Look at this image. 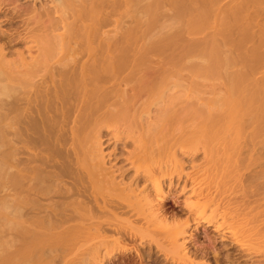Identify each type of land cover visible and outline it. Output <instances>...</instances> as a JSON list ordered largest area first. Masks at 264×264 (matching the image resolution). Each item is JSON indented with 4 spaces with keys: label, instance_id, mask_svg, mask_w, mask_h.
I'll use <instances>...</instances> for the list:
<instances>
[{
    "label": "rangeland",
    "instance_id": "374dc122",
    "mask_svg": "<svg viewBox=\"0 0 264 264\" xmlns=\"http://www.w3.org/2000/svg\"><path fill=\"white\" fill-rule=\"evenodd\" d=\"M16 1L24 5L23 7L25 9H31L29 6L31 7L36 6L38 10L39 8L40 9L42 8L41 12L44 11V13H46L45 10L47 11L50 10V11L55 12L53 13V17H54V20L56 21L55 23L57 27L56 28L57 30L55 33L62 34L63 38H65L64 39L65 46H62L63 44L56 45L57 47L55 46L56 48L55 47L54 48L57 50L52 48L51 49L52 52L50 50V53H48V55H50V57L51 56L53 57L52 62H55V61L57 62L58 59H61L63 62H67L68 65L70 64L69 65L71 66L70 71L73 72V73L72 72L70 73L75 74V75H77L76 73L80 71V68H79L80 65L84 63L85 69L88 68L86 69L88 70L87 71L88 75L91 72L89 77L87 76L88 78L90 77L91 78L88 80L86 77L85 79V82H87V84L86 83L85 84L89 86V87L87 86L88 93L91 94L88 96H94L95 94H99L98 88H100L101 91L102 89L106 91L107 90L110 91V89L113 90L116 88L114 91L116 92V90H118V92H116L117 94L116 96L114 95L113 98H116L115 102L118 103L119 101H117V98H118L117 95L119 93L120 88L121 90L127 88L128 90L127 89L126 90L130 92L131 91L129 90L130 85H131V88L135 86L136 87L135 89H139L145 86L143 85V83L144 84L146 83V87L150 88V86H154V89L155 88L158 90L161 89V91L165 93V97L168 94L166 98L167 99L170 98V100H172V101H169L170 104L173 102L172 104L176 107L175 109L178 108L177 110L175 109L173 110L174 106L173 105L170 106V104L167 107V110L170 113L168 114L171 115L172 117L171 118L169 116V119L171 118V120H169V125L173 128V132L171 133H174V130L178 132V130L176 129L180 125L182 126V127L180 126V128L184 129V130L183 129L181 130L182 134L186 132L185 135H188L186 136V138H183V139H187V137L192 136L193 134L190 135V133H192L191 131H193V133L194 132L196 133L192 137L194 141L191 138H188L187 140H184V143H182V144H185V143L187 144V145L185 144L184 147L186 146L189 147L185 149H190L191 147H192L191 150L197 149V153L194 154V159L192 160L193 164H192V161L189 159V157L187 155H184L185 164H184L183 170L185 171L181 172L182 173L181 175L177 174L178 172H173L174 174L171 180L172 181L171 183L173 184V188L172 190H170V192L168 193L166 197V200L164 201V213L168 217L169 221H171V219L172 221L173 219L174 221L178 220L177 222H179L180 219L181 221H183L182 219H184L185 216H187V214L193 218L194 213L189 214L187 210L183 207V203L186 200V198H187V201L196 200L197 198L200 200H203V198L202 197L200 198L199 194L196 193L199 191L202 192L203 189L204 191L206 190L207 192H208V189H210V191L212 190L211 193L208 194V196L212 195V196L217 197L218 195L219 197L220 195L219 193L216 194L215 188H217L216 184H218L219 182H221L220 184H222V181L218 182L217 179L220 180L221 178V180H223L224 183L227 181V179L228 181L232 180L231 182L227 181V184H226L227 189L224 188L225 184H223L224 189L222 188V190L226 189L225 197L227 196L229 197L230 202H232L231 206L232 208L234 207L235 211L232 210L231 207L227 208V210L230 212V215H227L229 214L227 213L226 216L222 218V216H220L217 212H214L213 210L214 204H212L211 207L204 209V212L200 213L199 220H198L199 224L197 223L198 225H196L194 223H191L190 226L187 227L186 229V235H183L178 238L179 241L181 240L182 242L186 243V247L188 248V251L190 252V256L192 260H187L186 258H181L176 261L166 260L164 256L156 249V246L148 240V238L143 239L142 242L139 239L138 240L133 239L132 241H129L130 239L128 238L125 239L126 242H124L125 244L123 245L130 244L132 246L133 245L136 246V248H138V251H140L139 252L140 254L137 253L135 250H130L126 253H123V255H117V253H113L114 257L111 256L112 259L109 257H103V255L105 254L104 252H106V250H104L102 246L100 247L98 238L95 239V237L90 236V234H93L92 233L93 230L89 231L88 229H86L83 231L81 230L80 226H77V228L80 230H77L76 232H73L69 235L73 239L76 238L77 236L78 237L76 239L80 237L81 239H78L79 241H82L83 239L81 235L84 234L83 237L86 235L84 238L86 239V241L88 240V242L85 244V247L83 244H82L83 245L82 247L80 246L75 247L74 241H73V244L69 241L70 239L69 236H68L69 239L66 238V243L64 242L62 243V245L59 243L52 244L51 246L52 248L50 247L52 251L50 250L49 253L46 252L47 254H49L48 256L51 257V261H50L51 264H58V263L59 264H81L82 260H83L82 264H85L84 259H86L85 261L86 264H93V263L96 264V261L98 260L97 258L103 259L102 264H204V263L206 264H264L263 262L264 261V238H263L264 237V121H263L264 120V114H263L264 110H262L264 109V101H263L264 100V0H71V1L70 0H55V2L53 1V3L51 0H25V1L16 0ZM54 6L56 7V11H55ZM0 17H3V15H0ZM2 19L3 18H0V31H1L0 37L1 38L5 37L3 33L6 35L10 34V32L7 31L6 29V28H9L10 26L6 22L3 23ZM46 32L48 33V31L44 30L42 32L44 35H39L42 37L41 38L42 40L45 39L44 37H46L47 35ZM63 34H65L66 36ZM8 37H12L14 40L11 38L12 41L10 40L9 42L10 38L8 39ZM14 37L18 38L15 35L6 36L4 38L6 40H4L3 38L2 39L0 38L1 40L0 45H2L3 43V46H4L3 49H6L5 54H6V58L8 57L7 59H10V58L12 59L13 56L15 57L16 54L18 55L19 50H22L23 53H26L25 55L34 54L36 56L40 54L39 52H41L40 50L41 47L45 45V43L43 44V41L40 39V37H38L40 42L43 45L40 42H38L39 41L38 40L37 41L38 44L37 42H35L34 45L32 44V48L30 51L31 53H30L26 48L29 42L21 41L20 43H17V42L15 43ZM7 39H8V42H7ZM5 41L7 42L6 44H5ZM39 43L41 46L39 45ZM161 49L162 50L164 49V50L162 51ZM154 55L156 56L154 57ZM76 63L78 64L74 66ZM98 63L102 67L97 65ZM98 68L101 69L102 71L99 70ZM209 69L211 72L209 71ZM216 69H217V72H216ZM93 70L94 72H96L95 70H97L98 72L97 75L93 72ZM145 72H146L145 75L147 76L143 74ZM141 73L142 75L145 76V78H143ZM165 73H168V74L165 75ZM180 75L182 77H180ZM94 76H97V77H94ZM140 76H141V80H144L143 83L140 80ZM5 80L6 79L4 80L0 79V83L1 84L5 83L6 82ZM125 81H126V85H124ZM140 82L142 83V86L138 88V86L141 85L139 84ZM159 82L161 84V87H159L160 86ZM226 83H227V87H226ZM180 85L181 87H179ZM125 86H128V87H125ZM146 90L144 92H147ZM193 91L196 93H193ZM115 92L114 93L112 92V93L115 94ZM160 93H157V94H160ZM2 95L3 93H0V103H1L0 104V264H7L8 263L7 262V251H6L8 250V246H6L8 245L7 238L9 237V235H11L9 239L10 238L13 239L16 235L15 237L16 241H14V239L13 241L16 244L14 245L18 247L19 245L17 244L20 242L19 240L22 239V234H21L22 231L20 230L16 231L17 230L16 228L15 233H13L14 231L12 232L10 231L11 233H13V235L15 234L14 237L12 236L10 232L8 234V230L10 229L8 225V217H6L8 216L6 215L8 213L6 211H8L7 202L9 198V194H7V192L10 193L9 191L11 189L8 183V175H9L8 163H9V151H10L9 146H8V142L10 138L8 139V137L10 136L8 135L7 131H5L8 126L7 124L8 118L4 117V114H2V112L4 111H1V110H5L4 108L7 107V105L3 107L4 106L3 102L6 100L5 99L6 97L5 95L2 97ZM146 95L144 97L148 98V96ZM156 95L155 93L154 95L152 94V96L149 95L150 98L155 97L154 100L153 98L152 99L148 98L149 100L148 103H150V100H153V103L154 101L157 102V104L155 102L157 106L154 105L153 103L150 104L151 112L153 109L155 110V108H158L155 111L153 110L154 115L156 111L159 110L160 108L159 104H161L160 101L159 102L157 101L160 95L159 96L157 95L158 96L157 98H156ZM259 99L261 100L259 101ZM174 100L176 102H174ZM184 100L185 102L183 103ZM177 103H179L182 107L179 104L177 105ZM76 104L78 105V102L75 103V107H76ZM187 105L188 107L190 106L191 108L190 107L188 108ZM169 109L170 111L171 110L173 111V112L171 111L172 114L169 111ZM181 111L185 113L182 114ZM94 121L97 122V120H93L86 126L88 128H85L86 131L84 130L83 135H88V136L93 135L94 127H95ZM110 122L112 121H109L106 123V127L105 126L103 127L101 126L102 128L100 127V134H101V140H102L101 141L102 151L105 154H107V156L111 152V155L108 158V161L109 159L111 160L110 163L114 162L115 165L122 167V169L123 167L129 168V166H131L130 165L131 162H128L126 157H128L127 150L131 149L130 146H128V144L122 141L120 142V141L114 140V137H113V134H114L113 129H116L117 131L120 129L119 131H122L124 127L123 129H121L122 127L121 122H120L121 123L120 128L119 126H117L118 125L117 122H112V123ZM180 122L183 124H181ZM71 124L72 123L68 125H71ZM111 125L113 126V128ZM116 126L118 127V129L116 128ZM170 126L169 128H171ZM125 133L123 135H125ZM127 133H126L127 135H132V132H127ZM199 135L200 137H198ZM203 136H206L205 139L202 138ZM212 137H213V140L211 142ZM199 138H202L203 140L202 139L198 140ZM214 138H215V141H214ZM188 140L190 142L192 141L193 143L189 144L190 142H188ZM197 141L199 142L204 141V143L197 144ZM206 141H207V144H206ZM230 143H232L234 146L232 144L230 145ZM14 144H15L14 147L16 146L17 148L12 149V151L16 149V151L13 152V156L15 157V159L18 157L22 159L24 158L25 159L23 160L24 165H25V161L27 164L26 158L28 157L27 154H29V149L33 147L32 144L31 143L27 144V142L20 144V143H17L16 141ZM22 144L23 146H21ZM125 144L126 146H124ZM220 144L222 145V149H221ZM176 146L178 148V145ZM203 146L207 147L206 151L209 148L212 149V150L211 149L208 150V152L213 151V148L214 150H216L213 152L218 151V154L219 152L220 153L222 152L220 155L223 154V151L226 150V148L227 149L229 148L226 151H229L234 148V153L238 152L237 154L239 155L236 156L232 152L233 155L231 154V156H234L233 157L234 159L232 157L231 158L233 161L236 159V160H239V162H241L242 165H239L238 168L240 169L243 168L242 169L243 176H241V178L240 176H237L238 178L235 179L236 174L234 173L236 172L235 171L234 173L232 172L234 168L231 171H229L231 168H229V170H225L224 166H227L230 164V163L228 164V161H230L229 156H228L229 160L228 158H226L227 159L226 163H224L225 158L222 160L219 157L220 160H222V164L221 162L218 163V164H221L222 166L224 165L223 166L224 169L223 168H219V169L221 170L220 172L225 171L224 177L227 174L228 178L225 177L224 179L221 176L216 178V176H218L216 174H220V173H215L213 171L214 167L213 169L211 168L212 166L210 167L211 164L208 165L210 167V170L208 168L209 172L208 173L206 172V174H204L205 168L208 167L206 166L207 165L206 163L208 162V160H211V158L213 159V157L211 156L212 155V152H211L210 157H209L210 159L208 158L204 159L205 158L203 155L204 152L202 151ZM22 149H25V151ZM30 150L32 152V150H34V147ZM177 151H180V150L177 149ZM179 154H181V152L178 153V155ZM217 159H215L214 161L216 162ZM203 160H204V163H203ZM206 160L207 162L205 163ZM196 162H197V165H196ZM214 164L215 163L213 162V165ZM194 165L198 166L200 170L198 169V167L195 166L194 168L195 171H194L193 170ZM221 165H215V166L217 167ZM232 167L234 166L232 165ZM238 168L236 167L237 172H238L237 175L241 174ZM191 169L194 172L196 171L198 172L195 174L196 178L195 179L193 178L195 180L194 182L192 178L187 177V175L194 176V172L191 171ZM226 169H228V166ZM168 172H170V170ZM209 173H211V175ZM131 174L132 175L134 174L133 169L126 170L125 179H129L132 176ZM207 174H209L210 176ZM221 175L223 176V172L221 173ZM205 176H207L208 178ZM211 178L213 179L211 180ZM65 179L66 178H64V180ZM50 180H53L54 182ZM50 180H49L50 181L49 184L51 185L53 184L52 185L53 187L54 185H56L57 187V184H54L57 181L60 183V181L55 178L50 179ZM34 182H31V183L33 184ZM142 182H144L143 179L140 180L139 182L140 186L142 185L141 184ZM31 183H28V184L31 185ZM169 183L170 181L166 179L164 183L165 189L169 188L167 187L169 186ZM236 183L238 187L240 186L238 183H240L241 187L237 188ZM191 184H194V185H191ZM210 184H212L213 186L216 185L214 189L211 188L212 185ZM34 185L36 186V183H34ZM242 185H244L243 190H241ZM15 186L17 187V185ZM184 186H185L184 192L180 191V189ZM200 186H202L201 187L202 191L200 189ZM193 188H195L196 190ZM194 190H195V193H193ZM151 191L149 192L151 193ZM228 191L230 193H228ZM235 191H236V194H234ZM13 192H15L14 197L18 198L19 195H17V189L15 191L13 190ZM154 194L155 193L152 191V196L155 197L156 195ZM241 200L245 204H242ZM256 203L258 205H255ZM250 207L253 210H251ZM236 208H238V210ZM229 209L235 212L233 213V215L234 214L236 215L238 212H240L241 214L240 213L237 214V216L240 214L238 218L235 215H234L235 217H233L231 214L232 211ZM236 211L238 212L236 213ZM42 215L43 213L41 214V217ZM16 216L17 215L15 214V217ZM239 217H240V220H239ZM245 217H247V219ZM244 218L246 219V222L245 220H243ZM39 219L42 220L43 222V217L42 219L41 218ZM141 220L142 219H140V224L139 225L137 224L138 226L141 225ZM136 221H139V219H137ZM136 221L134 223H137ZM181 221L179 223H181ZM234 222L235 223L237 222V224L235 225ZM142 224L144 225H141L140 229L142 231L140 232L145 233V234L153 233L151 232L153 228L151 223H148L149 227L147 228H146L147 223H144V220ZM134 225L136 226V224ZM142 226H145V227H142ZM256 227H258V229ZM167 235L168 234L165 235V233L163 234L162 232L161 236L160 235L159 236L161 240L164 241L166 240L164 238ZM257 235L259 237L262 235L261 236L262 239L259 238ZM155 236H157V234ZM93 239H95V243H93ZM127 239H128V243H127ZM91 240H92V243H91ZM69 243H71L72 246L66 247V244L71 245ZM110 245H111L110 246L111 248L109 247L110 250L112 249V247L115 250V249H118L117 246H120V243L117 244L116 246H113L114 244L113 245L110 244ZM15 249L17 248L15 247ZM108 249L107 251H109ZM43 251L44 252L48 251V248H45V250ZM46 253H44L45 256H46ZM93 253L96 254L97 257H95ZM92 256L95 258H93ZM66 258H67V261H66ZM79 258L80 260H78ZM71 260L72 261L74 260V261L70 262Z\"/></svg>",
    "mask_w": 264,
    "mask_h": 264
},
{
    "label": "bare ground",
    "instance_id": "6f19581e",
    "mask_svg": "<svg viewBox=\"0 0 264 264\" xmlns=\"http://www.w3.org/2000/svg\"><path fill=\"white\" fill-rule=\"evenodd\" d=\"M51 1H52V3H53V1L55 2V0H51ZM56 5H57V3H56ZM23 6L24 5H22L20 2H18L16 0L15 1L14 0H0V15H3V17H0V18H3L2 19L3 23L6 22L10 26V27L8 26L9 28H6L7 31L10 32V34L6 35L3 33V35L5 37L6 36H14V35L17 36L18 38L14 37L15 43L16 42L20 43L21 41H28L29 42L28 45L27 46L24 45V46H26V48L29 52L31 51L32 44L34 45V43L39 40L38 37H40V39L42 38L39 35H44L42 33L44 30L48 31V33L46 32V34L48 36L47 35H46V37L43 36L45 39H43V40L41 39L43 41V44L45 43V45H43L40 42V40L38 41L44 47L42 46L43 48L42 47H41V49L39 48L41 50V52H39L40 54L37 53L38 55H36V56L34 54L25 55L26 53H23L22 50H19L18 55L16 54V56L15 57L13 56L14 58L12 57V59L11 58L7 59L8 57L6 58V54H5L6 49H3V47H4L3 43H2V45H0V75H1L0 79H2V80L6 79L5 80L6 82L3 81V82H5V83H3L4 85L0 83V85H1L0 86V93H3L2 97L4 95L6 97L5 98L6 102L3 100L6 104L3 102L4 106H3V104H2V106L5 107L7 105V107L4 108L6 111L5 110H1V111L6 112V113L2 112V114H4V117L8 118V123H7L8 126H7V129L5 131H7L8 135L10 136V137H8V139L10 138L9 142H8V146L10 149V151H9V163H8V165H9L8 183H9V186L11 189L9 188L10 193L7 192V194H9V198H8V202H7L8 211H6L8 213V214H6V215H8L6 217H8V225H9V229H10V230H8V234L10 231L11 232L14 231L13 233H15L16 228H17L16 231H19V230L22 231V233L19 232L22 234V239L19 240L20 244L19 243L17 244V245H19L18 247L15 246L16 244L14 242V241H16L15 240V237H16L15 234H14L15 235V237H14L13 233L10 232L12 234V236L14 237L13 238L14 241L11 238L9 239V237H11V235H9V237L7 238L8 239V243L6 241V243L8 244V245H6V246H8V250H6L7 251V262H8L7 264H51V262H50L51 257H49L48 256L49 254H47L46 252L49 253V251L51 250L50 247L52 246V244H55V243L58 244L59 243L62 245V243H64V242L66 243V238L67 239L70 238L72 241L70 239H69V241L72 244L74 241L75 247L76 246L82 247L83 245L85 247V244L88 242V240L86 241V239L84 238L86 235L84 237H83L84 234L81 235L83 238L82 241L78 240V239H81L80 237L78 239H76L78 237L77 235H76L77 237L75 236L76 238H74V239L71 238L69 235L73 232H76L77 230H80L77 228V226H80L81 230H83V231L86 229H88L89 231L93 230V232H92L93 234H90V236L95 237V239L98 238L100 247L102 246L103 249L106 250V252H104L105 254L103 255V257L111 258V256H113V253H117V255H123V253H126L130 250H135L137 253H139L140 251H138V248H136V246H134V245L132 246L130 244L129 245L127 244L128 239H130L129 241H132L133 239H137V240L139 239L142 242L143 239L148 238V240L156 246V249L164 256V258L166 260L176 261V260L181 259V258H186L187 260H192V258L190 256V252L188 251V248L186 247V243L182 242L181 240H180L181 241L180 242L178 238L183 236V235H186V229H187V227L190 226L191 223L198 225L200 213L204 212V209L211 207L212 204H214V207H213L214 212H217L220 216H222V218L225 217L227 213H229L227 215H230V212L227 210V208H229V207L232 208V206H231L232 202H230L228 196L225 197L226 196L225 191L227 189L226 184L228 181L227 174L225 176V177H227L226 178L227 181L225 183L223 182V180H221V178H220V180L217 179L218 182L222 181V184H220L221 182H219L218 183L219 185L216 184L217 188H215L216 194L219 193V195H220L219 197H218V195H217V197L212 196V195L208 196V194H210L212 190L210 191V189L207 188L208 192L205 190L206 191V193H205L204 189H203V191L201 189L202 186H200V189L202 192L199 191L196 193L199 194V197L200 198L202 197L203 200L195 198L196 200L187 201V198H186V200L183 203V207L187 210V212L189 214L194 213V216L192 215L193 218L187 214V216H185V218L182 219L183 221H181V219L179 220V222L181 221V223L177 222L178 220L174 221V219H173V221H172V219H171V221H169L168 217L164 213V201L166 200V197H167L168 193L170 192V190H172V188H173V184L171 183L172 182L171 180H172V177L174 174L173 172H178L177 174L181 175L182 174L181 172L185 171V170H183V167L185 164L184 163V155H187L189 157V159L192 161L194 159V154L197 153V149L191 150L192 147L190 149H185V148H189V147H187V146L184 147V145L186 143L182 144V143H184V140H187L188 138L192 139V137L196 133L195 132L193 133V131H191L192 133H190V135L191 134H193V135L190 137H187V139H183V138H186V136H188V135H185L186 132L185 133L183 132L184 134H182L181 130L183 128L182 129L180 128L181 125L176 129V130H178V132L174 130L175 134L171 133V132H173V128L169 125V120H171L172 117H171V115H169L170 113L168 112L167 107L170 104L169 101H172V100H170V98L167 99L166 97L168 94L165 97V93L163 91H161V89L158 90L155 88L156 89L155 90L154 86H150V88L146 87V83L145 84L143 83L144 80H141V76H140V80L142 81L143 85H145V86H143L142 88H139L142 86V83L140 82L139 84H141V85H139V86L137 85L138 88L140 89L139 90V89H135L136 87L134 85H132L134 87L131 88V85H130V89H129V90H131L130 92L127 91L128 90L127 88H126L127 90L126 89L121 90V88H120L121 91L119 90V93L117 95L118 96L117 101H119L118 103L115 102L116 98H113L114 95L116 96V94H117L116 92H118V90H116V92L114 91L116 88L115 89L112 88L113 90L110 89V91L109 90L106 91L104 89H102V91H101L100 88H98L99 91L98 90L97 91L99 92V94H95L94 96H88L91 94L88 93L87 88L89 86L86 85L87 82H85V79L87 76L89 77L91 72L88 75V72H87L88 70H86L88 68L85 69L84 63H82L80 65V67H79L80 71L78 73H76L77 75H75V74H72L73 73L72 71H70L71 70V66H69L70 64L68 65L67 62H63L61 59H58L57 62L56 61L52 62L53 57L52 56L50 57V55H48V53H50V50L52 48L55 49L57 47L56 45H62L63 44L62 46H65L64 45V43H65L64 39L65 38H63L62 34L55 33L57 30L56 29L57 28L56 23H55L56 21L54 20V17H53V13H55V12L50 11L49 9H48L49 11L43 9L46 11V13H44V11L41 12L42 8L41 9L39 8V10H38V8L36 6H34V7L32 6L33 8L31 6H29L31 9H25ZM54 8L56 11L55 6H54ZM28 10H30V11H28ZM56 13H58V12H56ZM60 17H62V16H60ZM0 33H1V31H0ZM63 35H65V34H63ZM5 37H2V38L4 39ZM11 38L12 37H8L9 42H10ZM8 39H7V42H8ZM4 40H6V39H4ZM7 42L5 41V44ZM38 42H37V44H38ZM40 43H39V45H40ZM55 50H57V49H55ZM51 52H52V50H51ZM150 52H151V50H150ZM180 53H181V51H180ZM155 56L156 55H154V57ZM258 59H260V58H258ZM182 60H183V58H182ZM233 60H234V58H233ZM159 61H161V60H159ZM183 62H185V61H183ZM183 62H181V63H183ZM70 63H71V61H70ZM77 64L78 63H76L74 66H76ZM97 65H99V63ZM67 66H69V67H67ZM99 66H101V65H99ZM176 66H178V65H176ZM72 67H73V65H72ZM195 67H196V65H195ZM72 70H73V68H72ZM99 70H101V69H99ZM148 70H149V68H148ZM89 71H90V69H89ZM95 71L96 72H94V70H93V72L97 75L98 72H97V70H95ZM209 71H210V69H209ZM70 72H72V73H70ZM216 72H217V69H216ZM143 74L145 75L146 72ZM167 74L168 73H165V75H167ZM177 74H179V73H177ZM180 74H182V73H180ZM208 74H209V72H208ZM141 75H142V73H141ZM144 75H142L143 78H145V76H147V75H145V76ZM192 76H193V74H192ZM88 77H87V79L89 80L91 77L90 78H88ZM94 77H97V76H94ZM133 77H135V76H133ZM167 77H169V76H167ZM180 77H182V76L180 75ZM180 82H182V81H180ZM155 84H156V82H155ZM159 84H160V82H159ZM124 85H126V81H125ZM149 85H151V84H149ZM167 85H168V83H167ZM125 87H128V86H125ZM145 87L147 90L145 89ZM159 87H161V84ZM179 87H181V85ZM226 87H227V83H226ZM148 88L151 90H149ZM163 88H165V87H163ZM245 88H246V86H245ZM145 90L147 92H144ZM152 90L155 93V95L157 93L161 92L160 94H157L158 96L160 95L159 97L156 95V98L157 97L159 98L157 101L158 102L160 101L161 104L158 103L160 105V108H159V110L156 111V113L154 112L155 115L153 114L154 109L151 112V107H150V104L153 103V100L155 99V97L154 98L152 97L153 100H150V103H148L149 102L148 98L152 99V98H150L149 95H151V96H152V94L154 95ZM149 91H151V92H149ZM155 91H157V92H155ZM112 92L113 93L115 92V94H113ZM193 93H196V92L193 91ZM145 95L148 96V98L144 97ZM205 95H207V94H205ZM168 97H170V96H168ZM177 99H178V97H177ZM191 100H193V99H191ZM260 100L261 99H259V101ZM76 101L78 102V105L76 104V107H75V103H77ZM155 102L156 101H154V103H153L154 105L157 104V102H156V104H155ZM174 102H176V101L174 100ZM180 102H182V101H180ZM184 102H185V100L183 101V103ZM172 103L170 104V106L173 105ZM179 103H177V105ZM183 103H181V104H183ZM174 104H176V103H174ZM185 104H187V103H185ZM187 107H188V105H187ZM175 108L176 107L174 106L173 110ZM183 108H184V106H183ZM205 108H206V106H205ZM156 109H158V108H155V110ZM177 109H175V110H177ZM202 109H204V108H202ZM262 110H264V109H262ZM169 111H170V109H169ZM189 111H191V110H189ZM172 112H171V114H172ZM181 112H182V114L185 113V112L183 113V111H181ZM196 112H197V110H196ZM177 114H179V113H177ZM260 114H261V112H260ZM169 116L171 117L170 119H169ZM198 116H199V114H198ZM173 119H174V117H173ZM93 120H97V122L94 121L95 123L92 122L95 124L93 135L92 136L83 135L85 128H88L86 126ZM109 121L117 122L118 125L116 123L115 124L117 126H119V128L122 126L121 129H123V127H124V129L122 131H119L120 129L118 131L116 129H113L114 131L113 130L112 131L114 134L112 132L111 133L113 134L114 140L120 141V142L122 141V142L128 144V146H130V148H131V149L127 150L128 151V153H127L128 157H126V158H127L128 162H131V164L129 163L131 165V166H129V168L125 167L127 169H125L124 167L122 169V167L115 165L114 162L110 163L111 160L109 159V161H108V158L110 157L111 152L107 156V154H105L102 151V146H101L102 140H101V134H100V127L101 126L106 127V123ZM69 122L72 124L68 125V124H70ZM112 122H110V123H112ZM120 122L122 123L121 126H120V124H121ZM181 124H183V123H181ZM168 125L171 128H169ZM117 126H116V128L118 129ZM112 128H113V126H112ZM124 130H126L127 132H132V135H127L128 133ZM197 131H198V129H197ZM123 132L124 133L126 132L127 134L125 133V135H123L124 134ZM198 137H200V135ZM205 137L206 136H203L202 138L205 139ZM208 137H210V136H208ZM202 138H199L198 140H200ZM240 139H241V137H240ZM189 140H188V142H190ZM209 140H210V138H209ZM212 140H213V137L211 139V142H212ZM15 141L17 143H20V144L25 143V142H27V144L31 143L32 146L34 147V150H32V152L30 149H32L33 147H31V148L29 147L30 148L29 154H27L28 157L26 158L27 164L25 161V165H24V161H23V160H25L24 158L22 159V158L18 157V158H16L17 159V161H16L15 157L13 156V152H15L16 149H14V151H12V149L17 148L16 146L14 147ZM207 141H208V139H207ZM207 141H206V144H207ZM214 141H215V138H214ZM192 143L193 142L191 141L189 144H192ZM198 143H204V141L203 142L197 141V144ZM126 144L124 146H126ZM231 144L232 143H230V145ZM238 144H240V143H238ZM176 145H178V148ZM21 146H23V144ZM26 148H28V147H26ZM206 148L207 147L203 146L202 151L204 152L203 155L205 157V158L204 157L203 158L204 159H206V158L210 159L209 157H210V154L212 152L211 156L213 157V159L212 158H211V160L207 159L208 162L206 160L205 163L207 162L206 163L207 165L206 164L205 165L208 166L211 164L210 167L212 166L211 167L212 169L214 167L213 171L215 173H220V174H216V175H218V176H216V178L221 176L222 178L225 179V177H224L225 171H222L223 172V176H222L221 175L222 172H220L221 170L219 168H223V166H224V165L223 166L221 165L222 160L225 158L224 163H226L227 162L226 158H228V160H229V157H230V161H228V164L230 163L229 165L231 167L229 165H227L228 169H226L227 166H224L225 170H229V168H231L229 170V171H231L234 168L232 170V172L233 173H234V171L236 172V173H234V174H236L235 179L238 178L237 176H240V178H241V176H243V174H242L243 168L242 169L238 168L239 165H242L241 162H239V160H236V159L234 161L232 160V158L234 157V156H231L232 152L236 156L239 155V154H237L238 152L234 153L233 147H232L233 149H231L229 151H226L229 148L228 149L226 148V150L223 149L226 152L223 151L222 155H220L222 152L221 153L219 152V154H218V151L213 152V151H216V150H214V148H213V151H209L210 152L209 153L208 150H210L211 148H209L207 151H206ZM177 149L180 151H177ZM221 149H222V145H221ZM221 149H219V150H221ZM22 150L25 151V149H22ZM230 151H231V153H230ZM180 152H181V154L178 155V153H180ZM19 153H21V152H19ZM213 155H215V156H213ZM216 156H217V158L220 157L222 160H220V158L217 159ZM215 159H217V161H219V162L216 161L217 162L216 163L214 161ZM213 162L215 163L214 165H213ZM220 162H221V164H218ZM233 162H234V164H233ZM203 163H204V160H203ZM238 163H240V164H238ZM192 164H193V161H192ZM196 165H197V162H196ZM196 165L193 166V170H194ZM205 165H204V167H205ZM215 165H221L222 167L217 166L218 167L217 168ZM232 165L234 167H232ZM196 167H198V166H196ZM202 167H200V168H202ZM210 167L208 166L205 168L204 174H206V172L207 173L209 172L208 168L210 170ZM215 167H216V169H215ZM236 167L240 170L242 175L241 174L237 175L238 172H237ZM128 169L129 170L133 169L134 174L133 175L131 174L132 176L129 179H125V172ZM198 169H199V167H198ZM206 169H207V171H206ZM166 170H167V172L170 170V172L167 173ZM193 170L191 169V171H193ZM216 171H218V172H216ZM196 173H198V172L197 171L194 172V176ZM204 174H203V176H204ZM209 174L211 175V173H209ZM209 174H207V175H209ZM191 176H193V175H187L188 178L189 177L192 179L196 178V176L195 177L194 176L191 177ZM187 177H186V179H187ZM205 177H207V176H205ZM232 177H234V176H232ZM53 178L60 181V183L58 181L56 183H54V184H57V187H56V185H54V187H53L52 186L53 184L52 185L49 184L50 181H53L50 179H53ZM64 178H66V179L64 180ZM207 178H206V180H207ZM142 179L144 180V182H142L141 183L142 185L140 186L139 182ZM166 179H168L170 181L169 186H167V187H169L168 189L164 188L165 187L164 183H165ZM194 179H193V182L195 181ZM212 179L213 178H211V180ZM230 179H231V177H230ZM63 181H65V182H63ZM31 182L36 183V186L34 185V183L32 184ZM28 183H31V185H29ZM233 183H235V182H233ZM194 184H191V185H194ZM223 184H225V186ZM238 184L240 185L239 187H241V184L240 183H238ZM15 185H17V187ZM210 185H212V184H210ZM206 186H207V184H206ZM215 186L212 185L211 188L214 189ZM223 186H224V188H226L225 190H222ZM236 186H237V188H239L237 183H236ZM243 187H244V185H242L241 190H243ZM15 188L17 189V195H19L18 198L14 197L15 192H13V190L15 191L16 190ZM150 189L155 193L154 194V195H156L155 197L152 196V191ZM193 189H195V188H193ZM229 189H230V187H229ZM184 190H185V186L180 189V191H182V192H184ZM195 190L193 193H195ZM149 191H151V193ZM192 191H191V193H192ZM228 193H230V192L228 191ZM234 194H236V191ZM241 202H242V204H245L242 200H241ZM255 205H258V204L256 203ZM235 207H237V206H235ZM242 207H243V205H242ZM196 209L198 210V212ZM236 209L238 210V208H236ZM250 209H251V207H250ZM195 210H196V212H195ZM229 210H231V209H229ZM232 210H234V207L232 208ZM251 210H253V209H251ZM16 212H18L19 214ZM237 212L238 211H236V213ZM42 213H43V215H42L43 222L45 221L44 223L42 222V220L39 219V218L42 219V217H41ZM233 213H235V212L232 211V213H231L232 216L235 217L240 212H238L236 215L234 214L235 216L233 215ZM15 214L17 216L18 215L19 216L18 217L16 216L17 217L16 218ZM238 216H237V218H238ZM245 218L247 219V217H245ZM245 218L243 220H245V222H246ZM137 219H139V221H136ZM140 219H142L141 225H144V224H142L143 220H144V223H147L146 228L149 227L148 223L152 224L153 228H152L151 232H153V233L145 234V233L140 232V231H142L140 229L141 225L138 226L140 224ZM239 220H240V217H239ZM239 220H237V221H239ZM76 221H77V223H76ZM135 221L137 223H134ZM134 224H136V226ZM236 224H237V222L235 223V225ZM142 227H145V226H142ZM237 227H238V225H237ZM256 228L258 229V227H256ZM233 229H234V227H233ZM86 232H88V231H86ZM162 232H163V234L165 233V235L168 234L167 236H165L164 239H166V240H164V241H162L160 238ZM158 233L160 236L158 235ZM248 233H250V232H248ZM156 234L158 237L155 236ZM68 236H69V238H68ZM261 236L260 237L258 236V237L261 238ZM126 238H128L127 243H126L127 245H123V244H125L124 242H126L125 241ZM95 239H93V243H95ZM256 239H257V237H256ZM76 240H77V242H76ZM75 242H76V244H75ZM71 243H69V244H71ZM91 243H92V240H91ZM119 243H120V246L122 245L121 247L117 246L118 249H115V250L112 247L113 250L112 249L110 250V248H111L110 244H112V245L114 244L113 246H116ZM72 244L71 245L66 244V247L67 246L71 247ZM90 246H91V244H90ZM15 247L17 249H15ZM57 247H58V245H57ZM80 247H78V248H80ZM45 248H48V251L44 252L43 250H45ZM107 249L109 251H107ZM44 253H46L47 257L45 256ZM93 255H95V257H97L96 254L93 253ZM95 257H93V258H95ZM69 258H71V257H69ZM97 259H98L97 261L95 260L96 264H102L103 259L102 258L101 259L97 258ZM78 260H80V258ZM84 260L86 261V259H84ZM66 261H67V258H66ZM73 261L71 260L70 262H73ZM85 261H84V263L86 264ZM70 262H68V263H70ZM82 262H83V260L81 261V264H82ZM204 264H206V263H204Z\"/></svg>",
    "mask_w": 264,
    "mask_h": 264
}]
</instances>
